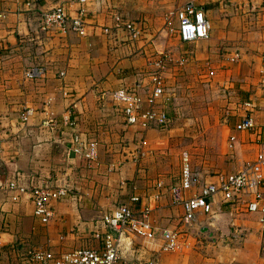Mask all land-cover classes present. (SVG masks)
<instances>
[{
  "label": "crops",
  "instance_id": "1",
  "mask_svg": "<svg viewBox=\"0 0 264 264\" xmlns=\"http://www.w3.org/2000/svg\"><path fill=\"white\" fill-rule=\"evenodd\" d=\"M107 1L86 0L89 25L87 35L79 37L74 33L64 36L46 31L41 25L42 12L60 3L74 11L79 6L78 0H0V232L3 241L0 264H39L29 256V252L38 247L70 251L98 247L100 243L94 236L95 230L102 229V213L114 208L111 205L115 194L103 177L112 161L104 148L112 147V143L95 139L92 133L95 122L92 121L101 109L113 115L114 91L147 80L152 67V49L157 47L152 38L129 41L122 31L116 36L105 35L103 26L114 23ZM202 2L212 30L215 29L214 35L240 37L245 41L250 36L260 37L264 45V0ZM97 37L104 40L100 52L95 46ZM244 48L249 49L246 45ZM249 52L254 54L257 82L259 71H264L262 52L260 55L252 49ZM245 56L239 60L241 66L247 65ZM36 63L47 66V77L25 78L24 70ZM249 108L256 116L260 138H256V133L235 130L236 123ZM28 109L31 113L27 121H23ZM68 114L75 120L80 136L96 141L97 160L88 159L89 165L82 155L70 151L73 134L69 128L61 123L54 126L45 123L51 116L60 120ZM239 115L235 124L228 125L227 129L224 155L231 170L227 173L238 171L253 161L264 147V100L243 101ZM231 134L237 138L233 147L228 144ZM134 156L135 151L115 160L122 164V177L133 179L128 186L125 182L122 192L126 193V200L135 192L142 204L151 207L150 220L156 234L154 239L132 236L131 245L124 244L128 257L143 261L156 258L158 264H264L260 213L246 212L242 206L233 209L222 202L220 195L211 199V213L198 214L195 228L199 232L188 234V247L177 252H162V232L184 229L183 209L173 201L169 186L154 178L146 180L143 159L137 162ZM96 162H102L101 175L94 170ZM218 172L222 171L203 175V180L214 181ZM11 182L26 187L66 186L75 196L53 202L54 217L44 225L33 214L34 204L29 193L12 199L17 192L8 189ZM158 182L163 183L162 188L157 186ZM159 193L161 196L156 199ZM192 194L191 191L185 193L186 196ZM116 195H119L118 190Z\"/></svg>",
  "mask_w": 264,
  "mask_h": 264
},
{
  "label": "built area",
  "instance_id": "2",
  "mask_svg": "<svg viewBox=\"0 0 264 264\" xmlns=\"http://www.w3.org/2000/svg\"><path fill=\"white\" fill-rule=\"evenodd\" d=\"M78 2L79 6L74 11L65 3H60L42 12V28L64 36L69 33L79 37L86 36L90 14L86 0H78ZM113 21V25L103 26L105 35L116 36L117 32L122 31L129 41L136 42L143 39L141 24L116 13L113 15ZM211 30L212 24L206 15L205 7L195 0H188L176 7L171 13V20L167 26V32L176 35L183 43L208 39ZM157 52L152 50V67L147 80L136 82L133 86H123L113 93L115 104L126 124L136 127L141 134L151 129L166 128L171 120L162 105L164 99L173 95L165 84L168 56L163 51ZM234 56L231 58L232 61L236 60L239 54L236 53ZM47 74V66L39 63L24 70L25 78L30 80L44 79ZM30 113L31 110L28 109L22 120L27 121ZM45 123L52 126L61 123L63 127L69 128L73 134L70 151L89 160L96 158V141L80 136L76 132V122L69 114L62 116L60 120L51 116ZM235 130L256 133V138H260L261 130L252 108L247 109L241 116L235 125ZM236 140V135L231 134L228 138L229 147H233ZM144 149L140 146L135 151V161L140 162L143 159ZM157 186L162 188L163 183L158 182ZM8 189L17 192L12 195L13 200L19 199L21 194L29 193L34 204L33 214L44 225L49 224L54 217L53 202L75 196L74 191L66 186L48 184L26 187L11 182ZM168 189L173 201L183 209L184 229L162 232L160 248L162 252H177L188 247V234L199 232V229L195 228L198 214L211 213L213 210L211 199L217 195H220L222 202L228 203L233 209L242 206L246 212L260 213L261 233L264 236V147L253 161L235 172H218L214 181H204L201 174L192 166L189 153L184 151L179 181L170 185ZM190 191L193 194L186 196L185 193ZM159 196L160 193L155 198ZM150 212L151 207L142 204L141 197L134 192L121 205L102 213L100 226L103 230L97 227L94 234L100 242L98 247H82L70 251L38 247L29 252L30 259L39 264H158L156 258L143 261L128 257L124 249L125 243L131 245L132 236L154 239L156 231L150 220ZM2 247L0 232V252ZM261 250L264 253V241Z\"/></svg>",
  "mask_w": 264,
  "mask_h": 264
},
{
  "label": "rangeland",
  "instance_id": "3",
  "mask_svg": "<svg viewBox=\"0 0 264 264\" xmlns=\"http://www.w3.org/2000/svg\"><path fill=\"white\" fill-rule=\"evenodd\" d=\"M186 1H107L108 12L113 15L122 14L125 18L141 24L143 39L155 40L157 47L153 46L152 50L167 54L165 84L167 90L173 94L170 100L162 103L171 119L166 128L141 134L134 126L125 123L114 103L113 115H107L101 109L96 120L92 121L95 122V129L92 131L95 139L98 142L101 139L106 144L112 143V147L104 148L105 153H110L112 161L103 174L106 185L115 194L111 208L127 201L126 193L122 190L125 182L128 186L133 180L122 177V164L115 160L122 159L127 153H133L140 146L145 148L141 163L147 175L146 180L154 178L156 182L159 180L165 183V186L178 183L184 151L189 153L192 166L202 177L214 175L217 171H231L229 160L224 155L228 125H234L240 117L243 101L259 103L264 100V71H259L260 76L256 82L255 75L258 73L253 67L254 54L249 52L252 49L260 55L261 51V62L264 63V45L261 44L263 39L253 36L247 38V41L240 37L231 39L226 35H214L213 28L208 39L183 43L176 35L167 32V26L172 11ZM197 1L203 4V0ZM102 45L104 40L97 37V52H100ZM243 45L249 49H243ZM255 45L259 48L255 49ZM235 52L240 55L237 60L231 61ZM244 56L247 65L241 66L239 60ZM118 154L124 155L115 157ZM86 163L89 165L88 159ZM101 164L102 162H96V174L103 173Z\"/></svg>",
  "mask_w": 264,
  "mask_h": 264
}]
</instances>
